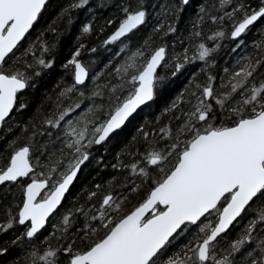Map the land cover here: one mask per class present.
Returning <instances> with one entry per match:
<instances>
[{
  "label": "snow or ice",
  "instance_id": "1",
  "mask_svg": "<svg viewBox=\"0 0 264 264\" xmlns=\"http://www.w3.org/2000/svg\"><path fill=\"white\" fill-rule=\"evenodd\" d=\"M189 5L190 0H164L155 11L149 0H120L119 16L98 29L116 25L101 41L105 46L119 41L114 55L124 54L108 73H115V82L100 79L104 69L90 79L81 37L97 29L95 15L87 19L62 64L72 66V81L54 98L45 97L47 109L38 106L26 115L39 78L56 63L59 37L92 5L90 0H0V234L12 233L0 241L4 264H62V258L63 264H264V0L198 5L184 37L188 44L177 52ZM154 11L163 18L153 21ZM206 20L219 25L207 36ZM145 29L134 44L133 37ZM254 29L260 33L252 41L254 53L223 67V75L216 73L214 54L225 36L239 48ZM48 31L57 38L50 41ZM169 34L177 36L166 39ZM196 61L203 63L164 108L173 116L159 128L163 135L154 138L156 129L141 124L143 151L125 144L117 153L112 167L127 175L113 176L98 201L93 198L103 186L94 184L86 204L64 206L84 171L94 164L107 167L95 146L108 151L118 130L154 100L164 81ZM166 66L170 71L163 75ZM200 72L203 80L197 79ZM129 177L147 185L130 209ZM135 191L141 193L139 185ZM78 214L85 219L73 235ZM57 217L52 232L42 236L50 218ZM183 234L187 242L168 254ZM52 236L64 242L53 246ZM13 247L23 254L9 262Z\"/></svg>",
  "mask_w": 264,
  "mask_h": 264
},
{
  "label": "trees",
  "instance_id": "2",
  "mask_svg": "<svg viewBox=\"0 0 264 264\" xmlns=\"http://www.w3.org/2000/svg\"><path fill=\"white\" fill-rule=\"evenodd\" d=\"M164 0H149V5L156 4L157 8L155 11H159V4L163 3ZM257 0H253V3H256ZM92 5V11L81 10L77 13V19L74 21L70 30L63 32V34L59 37V47L55 49L56 63L53 68L46 72L42 77L39 78L40 82L36 85L35 89L32 91L31 96V104L26 112V115H31L32 113H36L38 106H42L44 109H47L50 106V101L45 99V97L49 94L54 98L55 95L59 92V90L64 87L65 82L72 81V75L70 72L71 65H68V68L62 67V64L65 62L67 57L69 56L70 50L73 49L77 43V37L80 36L81 26L87 19H90L93 15H95V20L93 21L96 26V31L92 34H85L81 39L86 43L85 49L82 51L81 58L89 65L90 71L96 67L98 64L108 60H111L114 54L119 51V42L114 44H109L105 46L101 43L102 40L106 38L108 34L115 28V24L107 25L104 27V32H99V27L105 25V20L112 16H119V11L117 6L120 4V0H90ZM204 4L205 6H212L218 4V0H191L190 5L186 6V11L182 14L181 24L179 26V34L180 37L185 32L191 31V23L194 22V17L196 13L199 11L198 5ZM155 11L153 12L152 19L156 21L158 19H162L163 17H157L155 15ZM228 23V21H225ZM57 26L60 28H64V23L58 21ZM205 35H208L209 30L216 29L219 26H215L211 20H206L204 25L202 26ZM149 29H145L143 32L139 33L137 36L133 37V43H137L140 41L141 37L145 36ZM259 31L253 30L247 34L245 42L252 43V38H254ZM46 36L50 41L56 39L57 36L55 33L48 31L46 32ZM177 34H169V37L166 39H175ZM159 34L157 33L156 38H154V44H159ZM252 39V40H251ZM224 40L232 42L235 44L233 40H231L227 35ZM187 42H183L182 45H176V50H180L182 46H187ZM95 48V51H89L90 48ZM172 45H170L171 50ZM177 50V51H178ZM107 62V61H106ZM196 62L190 63L186 65V68L182 70L181 73H178L175 77H168L163 84V87L159 89L158 95L154 98V100L146 107H144L139 113H137L132 120L122 129L119 130V134L116 135L115 139L107 145L108 151H104V148L100 145H96L95 155L103 156V165H107V167L101 166L99 164H94L89 167L86 171L83 172L81 176L78 177L77 181L71 187L68 195L65 198L64 206L68 207L76 202L79 199L87 198V190L91 189L94 184H101L104 188L107 187V182L111 181L113 176H120L119 168H113L112 165L116 164L118 161L117 153L124 147L125 144L130 140L132 133L139 126V120L142 119V115L144 112H148L150 116L156 115L162 106L170 103L172 98L182 89L187 77L192 72L193 67ZM170 70H165L163 68L162 74L167 75V72ZM42 113H38L40 115ZM0 145H3L0 143ZM102 187V188H103ZM83 189V190H82ZM116 190H121L117 188ZM239 227V226H237ZM235 233H233L234 235ZM11 236V232L4 233L0 235V241L8 239ZM187 234H183L177 237L176 241L172 244L169 249V253L179 248V246L185 242H187ZM83 247V246H81ZM11 254L7 257V260L10 262L17 255L20 256V250L18 247H13L10 250ZM0 264H4L3 260L0 259ZM63 264V258H62Z\"/></svg>",
  "mask_w": 264,
  "mask_h": 264
},
{
  "label": "rangeland",
  "instance_id": "3",
  "mask_svg": "<svg viewBox=\"0 0 264 264\" xmlns=\"http://www.w3.org/2000/svg\"><path fill=\"white\" fill-rule=\"evenodd\" d=\"M214 25L219 26V25H217L215 23H214ZM257 33L258 34L254 38H252L253 40L254 39H259L260 33L259 32H257ZM225 41L226 40H224V39L221 41L222 47L218 50V52H216L214 54L215 55V59L217 60V64L215 66H213V69L219 75H223L224 74L223 71H222L223 67L227 66V67L231 68V67H233L235 65L236 61L241 56H244V55H247V54H250V53H254V45H253V43L245 42L244 45H241L239 48H236L235 44H233L232 42H230V44H225ZM123 56H124V54L122 53L120 56H113L112 58H110L111 59L110 61H112L111 65L108 64V60H105L104 62L98 64L96 67H94L90 71V73H89L90 79H91L93 73L98 72L100 69H104V74H103V76H101L100 79L101 80H113V82H115V80H114L115 73H112V75H109L108 73L111 72L112 65H114L119 60H121L123 58ZM202 63H203L202 61H196V64L193 67L192 72L189 74V76L187 77L182 89L178 93L183 92L184 88L188 85V82H189V80L192 77V73L193 72H197V70L202 65ZM105 65H108V66L105 67ZM164 68H165V70H170V66H166ZM204 75L205 74L203 72H200L198 74V76H197V79L203 80L204 79ZM88 82L89 81H86V83H88ZM185 95H187V93H185ZM174 97L172 98V100L174 99ZM172 100L170 101V103L172 102ZM87 103H88V100H85V104H87ZM170 103L167 104V105L162 106V108H160L159 112L156 115H154V116H150V114L147 111L144 112L143 115H142V119L138 121L139 122V124H138L139 126L132 133V135L130 137V140L127 142V144H129L130 146L138 145L141 148V151H143V149L146 147V145L143 143L142 135L138 131L141 124L145 125L146 129H150V128L156 129V134H155L154 138L162 136L163 134H161L159 132V128L163 127L165 125V123L168 122L169 118L173 116V113H171V112H167V113L164 112V108L168 107L170 105ZM177 115H178V113H177ZM176 123H177V121L175 119H173V125H175ZM11 135L12 134L9 133V138L11 137ZM133 137H136V139L133 140ZM161 143H163V141H161ZM0 147H3V145H0ZM130 159H131V157H128L127 159L124 160V162L127 164ZM119 173H121L120 177H123L124 175H127V170L126 169L125 170L119 169ZM129 179L133 180V184L130 185V187L132 188V192L130 194V199H129L128 203H127V208L130 209L131 207L135 206V204L138 202V200L140 198V195H142L144 192L147 191V185L146 184H140L139 180H137V179H135L133 177H129ZM136 185H139L140 188H141V193H139V194L136 193V191H135V186ZM106 188L103 187L101 189V191L97 194V196L94 197L93 199L99 198L100 195L103 194V191ZM117 191H120V190H117ZM98 200L99 199H97V201ZM87 202H88L87 198L85 197V200L84 199H79L78 202L68 206L67 208L71 209L76 204H86ZM84 219H85V217L83 215H79V214L77 215V222L73 225V228L70 229V232L73 235H75L79 231V229L81 227V223L80 222L83 221ZM59 220H60L59 217H57L56 220H51V218H50L51 222H50V224L45 226V229L42 230V236H48L49 233L52 232V224L59 222ZM9 232H11V230ZM50 242L52 243L53 246H56L57 243H63L64 241H60V240H58V238L56 236H52ZM79 246L81 247L83 245L80 244ZM41 247H43V245H41ZM18 249L20 250V252H19L20 255H22L23 253H22L21 249L20 248H18ZM17 256H19V255H17ZM21 264H22V262H21Z\"/></svg>",
  "mask_w": 264,
  "mask_h": 264
},
{
  "label": "water",
  "instance_id": "4",
  "mask_svg": "<svg viewBox=\"0 0 264 264\" xmlns=\"http://www.w3.org/2000/svg\"><path fill=\"white\" fill-rule=\"evenodd\" d=\"M191 1V0H190ZM118 42V41H117ZM111 44V43H110ZM159 71V70H158ZM152 102V101H151ZM149 102V104L151 103ZM145 107V105H142L139 109H137V111L135 113H133V115L129 118V121L126 122V124L122 127V129L132 120V118L139 113L143 108ZM119 131V130H118ZM75 183V182H74ZM74 185V184H73ZM71 189V188H70ZM70 191V190H69ZM68 195V193L66 194V196ZM66 198V197H65Z\"/></svg>",
  "mask_w": 264,
  "mask_h": 264
},
{
  "label": "bare ground",
  "instance_id": "5",
  "mask_svg": "<svg viewBox=\"0 0 264 264\" xmlns=\"http://www.w3.org/2000/svg\"><path fill=\"white\" fill-rule=\"evenodd\" d=\"M216 26V25H215ZM212 30H215V29H212ZM187 33L188 32H185V33H183L182 35H181V39L183 40V42H187V39H184V37H186V35H187ZM207 36V35H206ZM210 45H211V43H212V41L211 40H208L207 41ZM225 44H230V42L229 41H225ZM222 47V46H221ZM203 77V76H202ZM102 195V194H101ZM101 195H100V197H101ZM100 197L99 198H97V199H100ZM97 199H95V200H97Z\"/></svg>",
  "mask_w": 264,
  "mask_h": 264
}]
</instances>
